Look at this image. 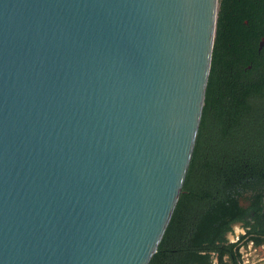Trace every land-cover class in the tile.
I'll use <instances>...</instances> for the list:
<instances>
[{
  "label": "water",
  "instance_id": "water-1",
  "mask_svg": "<svg viewBox=\"0 0 264 264\" xmlns=\"http://www.w3.org/2000/svg\"><path fill=\"white\" fill-rule=\"evenodd\" d=\"M217 8L0 0V264L150 262L194 150Z\"/></svg>",
  "mask_w": 264,
  "mask_h": 264
},
{
  "label": "trees",
  "instance_id": "trees-1",
  "mask_svg": "<svg viewBox=\"0 0 264 264\" xmlns=\"http://www.w3.org/2000/svg\"><path fill=\"white\" fill-rule=\"evenodd\" d=\"M263 39L264 0H218L194 150L148 264H242L241 249L264 245Z\"/></svg>",
  "mask_w": 264,
  "mask_h": 264
},
{
  "label": "rangeland",
  "instance_id": "rangeland-1",
  "mask_svg": "<svg viewBox=\"0 0 264 264\" xmlns=\"http://www.w3.org/2000/svg\"><path fill=\"white\" fill-rule=\"evenodd\" d=\"M264 110V103L261 105ZM264 114V113H263ZM242 230L238 225L234 226L233 234H229L228 238L231 241H236ZM243 263L242 264H264V245L260 248H253L249 245L246 249H241Z\"/></svg>",
  "mask_w": 264,
  "mask_h": 264
},
{
  "label": "flooded vegetation",
  "instance_id": "flooded-vegetation-1",
  "mask_svg": "<svg viewBox=\"0 0 264 264\" xmlns=\"http://www.w3.org/2000/svg\"><path fill=\"white\" fill-rule=\"evenodd\" d=\"M215 262H216V261H215V260H213V264H215Z\"/></svg>",
  "mask_w": 264,
  "mask_h": 264
}]
</instances>
